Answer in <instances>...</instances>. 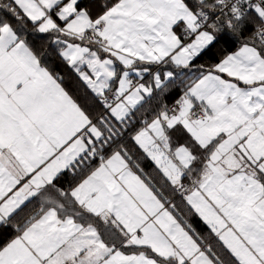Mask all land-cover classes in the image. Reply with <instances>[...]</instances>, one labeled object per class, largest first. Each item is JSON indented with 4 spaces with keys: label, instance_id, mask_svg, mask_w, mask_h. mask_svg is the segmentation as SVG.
Here are the masks:
<instances>
[{
    "label": "snow or ice",
    "instance_id": "6c2138e0",
    "mask_svg": "<svg viewBox=\"0 0 264 264\" xmlns=\"http://www.w3.org/2000/svg\"><path fill=\"white\" fill-rule=\"evenodd\" d=\"M222 40L241 45L131 136L157 187L120 142L178 75L148 65L188 69ZM0 264H264V0H0Z\"/></svg>",
    "mask_w": 264,
    "mask_h": 264
},
{
    "label": "trees",
    "instance_id": "16d2710c",
    "mask_svg": "<svg viewBox=\"0 0 264 264\" xmlns=\"http://www.w3.org/2000/svg\"><path fill=\"white\" fill-rule=\"evenodd\" d=\"M31 27V25H29ZM34 46L44 54V63L54 73L63 78V84L67 90L85 107L89 115L94 119L100 115H105V109L99 99L95 98L93 94L85 87L82 81L74 70L64 62L58 55L56 47L51 43V38L48 36L37 37L33 40ZM241 45V41L232 40L225 42L222 40L217 44L210 53L196 59L190 68L182 69L176 68L174 71L178 74L173 83L168 84L165 91L161 92L159 89L154 90L152 97H147L145 101L138 106V110L135 111L132 122L127 127V131L120 138V142L126 144L133 152L134 159L140 164L145 174L153 179L157 183V187L164 183L162 176L157 171L154 163L146 158L143 153L134 145L131 140V136L143 126L144 120H151L158 111L162 109L163 105H168L174 101L177 97L183 94L185 88L190 85L195 79L201 76L204 72L210 69L215 63L219 62V59L224 55L233 52ZM164 65L159 66V70H162ZM173 68V66H170ZM119 127V125H117ZM71 177H64L61 180V184H67ZM177 204H181L178 197L175 201ZM35 207V204L30 205L26 212ZM182 207V204H181ZM189 222L202 234L208 235L209 229L196 217H186ZM210 241L214 240V237L208 238ZM215 241V240H214Z\"/></svg>",
    "mask_w": 264,
    "mask_h": 264
},
{
    "label": "crops",
    "instance_id": "0c3cea01",
    "mask_svg": "<svg viewBox=\"0 0 264 264\" xmlns=\"http://www.w3.org/2000/svg\"><path fill=\"white\" fill-rule=\"evenodd\" d=\"M240 47V46H239ZM239 47L236 49V50H234V51H237L238 49H239ZM233 51V52H234ZM232 53V52H231ZM228 54H230V53H228ZM159 66H161V65H148V67L152 70V72H154V71H157V70H159ZM177 67H175L174 65H173V68H171V70H174V69H176ZM166 68H163L162 70H160V71H164ZM85 70H87V69H85ZM209 70V69H208ZM207 70V71H208ZM206 71V72H207ZM152 72H149V73H145L144 75H143V79L142 80H148L149 78H150V76L151 77H153V75H152ZM206 72H204V73H206ZM203 73V74H204ZM135 79H140V78H138V77H136V76H133ZM134 83H137V82H134ZM65 87V86H64ZM66 88V87H65ZM67 89V88H66ZM156 90V89H155ZM71 94V93H70ZM146 98H147V96H146ZM145 98V99H146ZM173 135V139H174V141H176V140H178L179 142H183L184 141V139H186V136H180V137H178L177 136V134L176 133H173L172 134ZM185 183L187 184L188 183V181H185ZM194 227V226H193ZM195 228V227H194ZM196 229V228H195ZM196 231L198 232V233H200V235L202 236V237H204V238H206V239H208L209 237H211V234H210V232L208 233V235H205V234H202L201 232H199L197 229H196ZM212 242L213 243H215V241L214 240H212Z\"/></svg>",
    "mask_w": 264,
    "mask_h": 264
},
{
    "label": "rangeland",
    "instance_id": "374dc122",
    "mask_svg": "<svg viewBox=\"0 0 264 264\" xmlns=\"http://www.w3.org/2000/svg\"><path fill=\"white\" fill-rule=\"evenodd\" d=\"M170 66H173L172 64H168V65H164L163 68H166L164 71H168V70H171V67ZM143 79V78H142ZM142 79H135L133 77V82H139V83H145L146 85H149L151 86L152 85V80H153V77L150 76V78L146 81L142 80Z\"/></svg>",
    "mask_w": 264,
    "mask_h": 264
},
{
    "label": "built area",
    "instance_id": "2783aa9c",
    "mask_svg": "<svg viewBox=\"0 0 264 264\" xmlns=\"http://www.w3.org/2000/svg\"><path fill=\"white\" fill-rule=\"evenodd\" d=\"M109 95V101H111L112 97H111V94H108ZM180 97H177L174 101H172L171 103H169L167 106L168 108H175V101L178 100Z\"/></svg>",
    "mask_w": 264,
    "mask_h": 264
}]
</instances>
